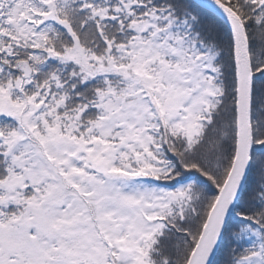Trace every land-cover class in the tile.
I'll return each instance as SVG.
<instances>
[{"label":"snow or ice","instance_id":"obj_1","mask_svg":"<svg viewBox=\"0 0 264 264\" xmlns=\"http://www.w3.org/2000/svg\"><path fill=\"white\" fill-rule=\"evenodd\" d=\"M0 264H264V0H0Z\"/></svg>","mask_w":264,"mask_h":264}]
</instances>
